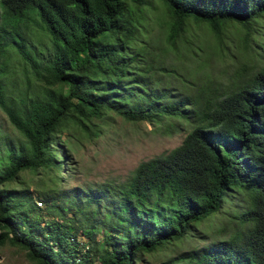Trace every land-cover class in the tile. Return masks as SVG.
I'll return each instance as SVG.
<instances>
[{"label":"trees","instance_id":"1","mask_svg":"<svg viewBox=\"0 0 264 264\" xmlns=\"http://www.w3.org/2000/svg\"><path fill=\"white\" fill-rule=\"evenodd\" d=\"M157 1L161 30L147 42L143 12L157 9L153 0H0V109L26 142L19 150L7 143L0 158V248L20 247L35 264H93L90 248L73 243L78 232L45 222L36 204L13 201L4 188L24 172L59 182L68 159L57 134L113 111L185 137L127 182L71 201L89 222L104 215L100 264H138L197 237L207 222L216 227L212 244L162 264H264V0ZM33 25L52 44L47 58L27 46ZM193 27L214 46L193 37ZM16 60L41 86L32 96L29 77L27 91L16 92ZM227 60L237 72L219 80ZM56 203L48 197L49 210Z\"/></svg>","mask_w":264,"mask_h":264},{"label":"rangeland","instance_id":"2","mask_svg":"<svg viewBox=\"0 0 264 264\" xmlns=\"http://www.w3.org/2000/svg\"><path fill=\"white\" fill-rule=\"evenodd\" d=\"M153 2L157 9L149 8L143 12L151 31L150 38L141 36L142 40H147V42L149 39L157 37L161 30L157 16L158 13H162V8L157 0H153ZM227 32L231 37L238 36L234 25L229 26ZM193 34L195 38H206L211 47L214 46L215 42L205 28L193 27ZM260 35L259 40L264 43V28ZM27 37L29 43L27 46L34 50L35 55L45 58L51 55L52 44L43 37L36 25L30 26ZM172 59L175 57L172 56ZM231 63L230 60L218 63L219 80L234 78L237 70L231 65L226 68V65ZM11 67L16 70V80L14 81L17 87L16 92L27 91V77L31 78L32 88L26 94L32 96L34 92L40 91L41 86L33 77L31 69L25 67L23 62L13 61ZM14 94L18 96L16 93ZM85 126L88 129L68 123L57 134L56 149L61 146L63 155L68 159V161H64L61 172H55V175L60 178L59 182H53L51 176L48 177L44 172H24L16 182L6 185L4 189L10 194L13 201L28 200L30 204H36L40 208L36 214L45 222L55 220L60 224L67 223V229L78 232L76 238H72L73 243L85 245V251L90 248V256L94 258L93 264H100L96 247L103 245L105 248L104 215L100 214L93 223L89 222L83 213L78 214L76 209L71 208V201L74 198L86 197L87 193L95 191L98 186L104 183L127 182L141 163L166 156L180 146L185 134L179 132L168 135L162 130H157V127L151 123L130 122L113 111H106L101 119L92 118L90 121H86ZM7 143L17 150L26 145L25 139L15 130L6 114L0 109V158ZM48 197L57 200L55 206L57 211L49 210ZM59 215L65 216V219L59 218ZM91 224H94V233L86 237L82 230L86 226L90 228ZM215 228L214 225L211 226L210 222L198 225L195 233L197 237L171 245L157 254L147 255L138 264H162L188 250H199L208 246L212 244ZM202 236L205 237L204 240L199 239ZM0 264L35 263L27 258L26 251L20 247L6 244L0 248Z\"/></svg>","mask_w":264,"mask_h":264}]
</instances>
